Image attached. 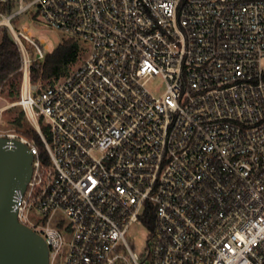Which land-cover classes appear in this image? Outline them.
<instances>
[{
  "label": "built area",
  "instance_id": "built-area-1",
  "mask_svg": "<svg viewBox=\"0 0 264 264\" xmlns=\"http://www.w3.org/2000/svg\"><path fill=\"white\" fill-rule=\"evenodd\" d=\"M33 7L83 43L53 82L33 81L46 47L12 23ZM3 28L47 159L3 109L0 137L34 154L14 207L50 264H264V0H0Z\"/></svg>",
  "mask_w": 264,
  "mask_h": 264
},
{
  "label": "water",
  "instance_id": "water-1",
  "mask_svg": "<svg viewBox=\"0 0 264 264\" xmlns=\"http://www.w3.org/2000/svg\"><path fill=\"white\" fill-rule=\"evenodd\" d=\"M34 154L16 139L0 137V264H50V250L42 235L22 223L14 207L33 174Z\"/></svg>",
  "mask_w": 264,
  "mask_h": 264
},
{
  "label": "trees",
  "instance_id": "trees-1",
  "mask_svg": "<svg viewBox=\"0 0 264 264\" xmlns=\"http://www.w3.org/2000/svg\"><path fill=\"white\" fill-rule=\"evenodd\" d=\"M12 9V6L3 8L5 11H11ZM0 32H2L0 40V93L8 90V95L12 97L19 96L21 83L19 79L22 77L20 70L21 55L8 29L3 28ZM83 54V43L74 37H66L55 50L46 54L44 60L33 63V81L53 82L69 74L73 67L80 63ZM24 118L25 112L22 110L21 114L13 120L14 128L34 141L42 157L47 159V151L39 132L30 121V124L26 123L23 120ZM43 129H45L44 126ZM150 224L152 227L153 222H150Z\"/></svg>",
  "mask_w": 264,
  "mask_h": 264
},
{
  "label": "rangeland",
  "instance_id": "rangeland-1",
  "mask_svg": "<svg viewBox=\"0 0 264 264\" xmlns=\"http://www.w3.org/2000/svg\"><path fill=\"white\" fill-rule=\"evenodd\" d=\"M35 11L36 9L35 7H33L32 12L29 11L27 13L21 14L20 16L15 18L12 23L17 30L27 29L35 39L42 41L46 47L45 49L46 53L52 52L62 43V41L66 37H68V35L59 29L47 27L45 25H41L40 23H38V21H36L34 17ZM1 38H2V32H0V40ZM32 55L35 57L37 56L36 53ZM84 57L85 54H83L82 59H84ZM19 80L22 83V77ZM21 83H20V90H21ZM43 83H47V82L43 81ZM162 84L163 81L160 78H158L155 79L150 86L152 88L160 89ZM19 96L12 97L8 95V90H6L4 93H0V109H3V111L1 110L3 115V120L8 127H12V128L15 127V125L13 124V120L16 117H18L23 110L21 106L15 104ZM23 120L26 123L30 124L26 114ZM148 232L149 231L146 226L138 225V224H134L128 231L127 234L128 240L130 241V243L133 246V249L136 252L143 253L146 250L148 246V234H149Z\"/></svg>",
  "mask_w": 264,
  "mask_h": 264
}]
</instances>
